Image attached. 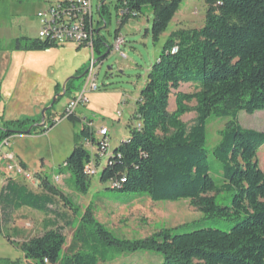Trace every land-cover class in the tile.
Returning <instances> with one entry per match:
<instances>
[{"label":"trees","instance_id":"trees-1","mask_svg":"<svg viewBox=\"0 0 264 264\" xmlns=\"http://www.w3.org/2000/svg\"><path fill=\"white\" fill-rule=\"evenodd\" d=\"M181 2L118 0V9L124 11V21L149 7L153 15L150 34L157 42ZM204 5V26L172 32L147 72L133 114L137 123L128 139L110 150L108 135L96 138L86 124L76 136L79 143L66 158L64 168L67 183L83 195L90 189L91 177L98 175L99 183L106 184L110 191L145 196L155 203L185 201L203 219L233 224L225 230L206 227L179 235L165 229L144 239L126 240L115 237L87 214L71 218L68 225L74 232L68 252H64L66 239L61 230L50 225L52 228L47 226L40 237L21 244L25 262L106 264L123 254L153 251L162 255V264H264V173L257 160L264 133L243 129L238 122L240 112L253 115L264 111V0H204ZM103 13L104 5L98 9L99 17ZM100 45L97 36L93 55L100 54ZM53 48L56 46L47 41L19 37L6 48L0 46V51L46 52ZM73 80L65 84L64 96L73 89ZM181 85L196 91L176 92ZM61 92L56 88L55 95ZM172 92H176L174 110L169 112ZM192 102L193 110L187 106ZM52 109L45 112L42 128L36 127L41 118L1 120L0 145L14 135H25L29 129L28 135L36 129L45 132L46 125L52 128ZM191 110L196 117L187 127L182 117ZM209 117L229 119L210 151L217 166L210 165L205 148ZM87 142L95 147L93 154L86 150ZM90 167L95 171L92 176L87 173ZM35 177L39 180L38 174ZM42 182L44 191L40 193L14 181L3 186L0 233L7 242L13 243L6 230L19 210L65 220L67 216L54 208L58 201L76 213L72 201L54 186L56 183L51 185L45 178ZM222 196L228 197L226 205L217 203ZM120 201L133 202L129 197ZM12 232L16 234L14 228ZM2 264L19 263L5 260Z\"/></svg>","mask_w":264,"mask_h":264},{"label":"rangeland","instance_id":"rangeland-1","mask_svg":"<svg viewBox=\"0 0 264 264\" xmlns=\"http://www.w3.org/2000/svg\"><path fill=\"white\" fill-rule=\"evenodd\" d=\"M59 1L61 0H0V46L6 48L12 40L19 37L36 38V12ZM101 3L104 5V13L99 17L97 10ZM118 5V0H91L94 29L99 30L98 36L101 38L100 54L93 55L99 89L85 94L87 103L75 108L72 119H61L50 129L46 125L45 132L36 129L30 135H14L5 140L8 142L6 147L0 145V192L7 182L14 181L26 185L35 193H40L44 191L42 178L52 185L54 177L59 175V182L53 185L64 193L77 209L76 213L72 214L57 201L54 208L67 216L65 220L53 219L28 209L15 212L10 229L6 230L13 243L7 242L0 233V264L5 260L28 264L23 259L21 244L40 237L50 225L61 230L66 239L64 252H68L72 246L74 232L68 224L71 218H80L87 214L115 237L126 240L144 239L165 229H172L171 234L179 235L206 227L225 230L233 224L227 220L203 219L202 215L185 201L155 203L145 196L110 191L106 184L99 183L98 175L91 177L90 189L86 195L73 190L67 183L68 173L64 162L79 143L76 136L82 127L92 123L94 133L105 127L108 130L110 150L125 142L130 130L137 123L133 114L147 72L157 60L169 35L174 31L199 29L204 26V0H182L166 31L154 42L150 34L153 18L151 9L143 7L137 17H129L123 21ZM118 37L124 41L120 51L125 58L114 50L115 39ZM94 40H97V36ZM48 52H13L9 55L11 66L0 75L3 98L0 112L2 113L4 108L5 113L2 123L41 118L42 110L53 101L56 88L62 91L65 82L70 78L80 77L72 81L73 89L70 93L60 97L54 104L51 111L53 122L54 117L61 116L69 100L83 88L84 75L91 65L90 50L67 44ZM102 57L104 58L101 59ZM14 62L16 66L12 67ZM195 91V88L189 85H181L176 92L191 94ZM176 92H172L169 112L174 110ZM7 93L12 95V98L6 97ZM37 101H45L47 104L37 110L34 105ZM187 106L193 110L195 103ZM192 110L182 117V122L187 127L193 124L196 117ZM10 112L13 113L10 115ZM228 121V118L213 117L206 121L205 148L210 165L217 166L210 151L219 142V132ZM238 122L243 129L264 133V111L253 115L240 112ZM94 148L86 147V150L93 154ZM5 152L12 153L15 161L21 162L24 170L35 178L33 186L20 177L5 172V163L2 160ZM257 160L261 170H264V146L260 148ZM36 174L39 175V180L35 177ZM122 197H129L133 202L122 204ZM222 198H226V201H221ZM227 202V196L217 200L219 205H226ZM12 228L16 230V234L12 232ZM162 262L163 257L157 252L137 251L123 254L106 264Z\"/></svg>","mask_w":264,"mask_h":264},{"label":"built area","instance_id":"built-area-1","mask_svg":"<svg viewBox=\"0 0 264 264\" xmlns=\"http://www.w3.org/2000/svg\"><path fill=\"white\" fill-rule=\"evenodd\" d=\"M93 16L91 0H61L39 10L35 15L38 23L37 39L40 41H47L56 47L74 44L90 50L91 65L85 74L84 86L76 96L69 100L62 116L54 118L55 123L72 116L77 106L87 103L85 94L99 89L96 83V62L93 60V43L94 37L97 36L94 29ZM123 45L124 41L122 38L118 37L115 39L114 50L119 52L122 58H125L120 51V47ZM175 51L173 50V52ZM87 126L93 128L92 123H88ZM107 135L108 131L106 128H100L94 133L96 138H102ZM3 144L2 146L6 147V144ZM86 147H91L89 142L86 143ZM2 159L5 163L4 169L6 173H10L14 177H20L31 186L34 185L35 179L15 161L12 154L4 153ZM87 173L92 176L95 171L90 167L87 169ZM59 180V177H54L53 182L58 183Z\"/></svg>","mask_w":264,"mask_h":264},{"label":"crops","instance_id":"crops-1","mask_svg":"<svg viewBox=\"0 0 264 264\" xmlns=\"http://www.w3.org/2000/svg\"><path fill=\"white\" fill-rule=\"evenodd\" d=\"M39 11V10H38ZM37 11V12H38ZM36 12V13H37ZM47 53H49L48 51H46ZM11 53H13V52H11V51H4V50H2V51H0V75H1V73L4 71V70H6V71H8V68H9V66H11V59H10V57H9V55L11 54ZM16 66V62H14V63H12V67H15ZM3 80V79H2ZM1 90H2V82H0V104H1V102H2V96H1ZM6 97H9V98H12V95L10 96L8 93L6 94ZM47 103L45 102V101H40V102H34V105L37 107V110H39L40 108H42V107H44L45 105H46ZM0 107H1V105H0ZM3 111H4V108H3ZM2 111V113L0 112V127H1V120L2 119H4V112ZM13 113V112H12ZM11 112H10V115L12 114ZM9 115V116H10ZM102 128H105V127H102ZM17 136H20V135H17ZM2 148H0V150H1ZM5 153H10V152H5ZM4 154V153H3ZM10 154H12V153H10ZM13 155V154H12ZM14 156V155H13ZM14 159H15V157H14ZM3 160V159H2ZM19 165H21V167L22 168H24L22 165V163L21 162H17ZM263 171V173H264V170H262Z\"/></svg>","mask_w":264,"mask_h":264},{"label":"water","instance_id":"water-1","mask_svg":"<svg viewBox=\"0 0 264 264\" xmlns=\"http://www.w3.org/2000/svg\"><path fill=\"white\" fill-rule=\"evenodd\" d=\"M119 1H123V0H119ZM102 5H103V3H101L100 6H102ZM100 6H99V7H100ZM98 9H99V8H98ZM96 34H97V35L99 34V30L96 31ZM107 54H108V52L106 53V55H107ZM102 58H103V57H102ZM102 58H101V59H102ZM70 79H75V80H76V79H79V78H70ZM66 83H67V82H65V84H66ZM65 84H64V86H65ZM64 86H63V88H62V92H61L60 94L55 95V97H54L53 101L51 102V104H49V106H47L46 108H44V109L42 110V112H41V121H40L39 124L36 125V127H38V128H42V127L44 126V123H45V112H46L48 109H50V108L53 107L55 101H56L58 98L64 96ZM29 133H30V129L27 130V131L25 132V135H28Z\"/></svg>","mask_w":264,"mask_h":264},{"label":"bare ground","instance_id":"bare-ground-1","mask_svg":"<svg viewBox=\"0 0 264 264\" xmlns=\"http://www.w3.org/2000/svg\"><path fill=\"white\" fill-rule=\"evenodd\" d=\"M123 13V10H121V12H120V14H122ZM98 16H99V14H98ZM38 24V23H37ZM98 36V35H97ZM36 38H37V35H36ZM62 116V115H61ZM60 116V117H61ZM54 118H56V117H54ZM45 124V123H44ZM3 143H5L6 145H8V142H6V141H3ZM2 143V144H3ZM2 144H1V146H2ZM4 145V144H3ZM91 145V144H90ZM1 148V147H0Z\"/></svg>","mask_w":264,"mask_h":264}]
</instances>
